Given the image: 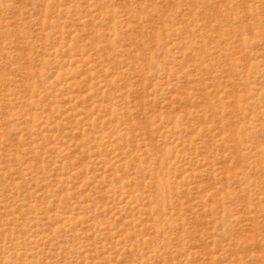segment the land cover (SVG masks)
<instances>
[{
  "label": "rangeland",
  "instance_id": "obj_1",
  "mask_svg": "<svg viewBox=\"0 0 264 264\" xmlns=\"http://www.w3.org/2000/svg\"><path fill=\"white\" fill-rule=\"evenodd\" d=\"M0 264H264V0H0Z\"/></svg>",
  "mask_w": 264,
  "mask_h": 264
}]
</instances>
